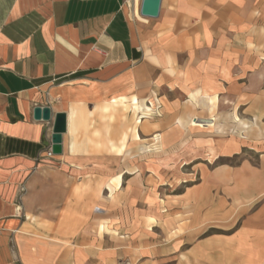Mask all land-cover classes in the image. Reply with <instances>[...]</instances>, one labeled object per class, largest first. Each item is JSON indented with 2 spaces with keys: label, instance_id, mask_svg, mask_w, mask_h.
I'll use <instances>...</instances> for the list:
<instances>
[{
  "label": "crops",
  "instance_id": "obj_1",
  "mask_svg": "<svg viewBox=\"0 0 264 264\" xmlns=\"http://www.w3.org/2000/svg\"><path fill=\"white\" fill-rule=\"evenodd\" d=\"M140 2L0 0V264H264V0ZM129 96L164 155L128 161ZM109 105L113 139H81ZM225 114L226 136L191 125Z\"/></svg>",
  "mask_w": 264,
  "mask_h": 264
},
{
  "label": "rangeland",
  "instance_id": "obj_2",
  "mask_svg": "<svg viewBox=\"0 0 264 264\" xmlns=\"http://www.w3.org/2000/svg\"><path fill=\"white\" fill-rule=\"evenodd\" d=\"M125 99H126L125 97L120 98V99H112L111 102L115 104ZM141 102L142 100H137L135 96H132V97L129 96L128 101L126 102V106L122 107V111H121L122 122H124L123 120L125 119L127 120L128 147L129 149L133 147L129 155H127V159L130 163H136L137 161H142L144 159H152L154 156L164 155L163 153L157 152V149H158L157 146H159L161 143L155 138H147L143 136V138L141 137L139 140H136L133 136V133L135 132L134 127H136L137 130H139L140 128L144 129L146 125L151 126L156 121L155 120L156 113H157L156 111L158 109L157 105L150 104L149 102H147V104L145 103L142 104ZM140 106H143V110L145 112L144 114H147V117H149L150 119H145L144 122L137 123L136 116L138 117L143 114L142 112H140L141 110H138ZM146 106H149V111L146 110ZM103 108L96 110V113L99 114L97 115L96 119L94 120L91 119L87 121L88 124L84 125L83 127L79 126V129L78 127L76 128V130H80L79 137L81 134V139L84 136L85 138H90L91 140H95V142L97 143L103 142L104 140L108 141L109 139L110 140L113 139V136L111 135L113 132L112 128H114L113 125L115 124L114 116L115 114L119 113V107L118 105L116 106L109 105L107 106V109L105 108L103 109ZM159 109H162L161 105ZM228 115L229 114H225L223 119H222V115L220 116V118L215 119V117H213V119H208V120H200L197 118L195 119L193 118L191 121V125L194 127L207 128L205 130L202 129L204 131L201 137L206 136L208 139H212L215 137H222V135L226 136L229 128L232 127V122L231 120L228 119ZM241 125L248 127L247 123H244V122H241ZM216 127L220 128V131H215ZM242 138L243 137L239 139L245 140L248 142H252L253 140L258 139V138H253V137H247L245 139H242ZM137 144L147 145L148 151H145V152L142 151L140 153V151H138L134 147ZM244 153L247 155L248 152H244ZM241 157L242 155L239 157H234L231 160L234 162V161L239 160ZM188 170H189V166L182 168L183 172H187Z\"/></svg>",
  "mask_w": 264,
  "mask_h": 264
},
{
  "label": "water",
  "instance_id": "obj_3",
  "mask_svg": "<svg viewBox=\"0 0 264 264\" xmlns=\"http://www.w3.org/2000/svg\"><path fill=\"white\" fill-rule=\"evenodd\" d=\"M161 0H141L140 2V14L145 17L155 18L159 14ZM51 108L48 105L39 106L36 105L33 108V118L35 120L50 121L51 120ZM67 131V117L66 113L58 112L54 114L50 147L54 156L62 154V137Z\"/></svg>",
  "mask_w": 264,
  "mask_h": 264
},
{
  "label": "built area",
  "instance_id": "obj_4",
  "mask_svg": "<svg viewBox=\"0 0 264 264\" xmlns=\"http://www.w3.org/2000/svg\"><path fill=\"white\" fill-rule=\"evenodd\" d=\"M156 115H158V112L156 113ZM53 157H54V155L51 152L50 144H49V142H47L45 144V148H44L43 152L41 153V155H39V159H45V158L51 159Z\"/></svg>",
  "mask_w": 264,
  "mask_h": 264
}]
</instances>
